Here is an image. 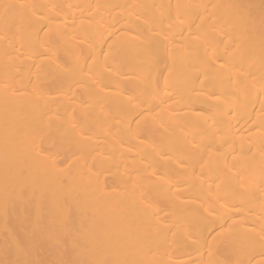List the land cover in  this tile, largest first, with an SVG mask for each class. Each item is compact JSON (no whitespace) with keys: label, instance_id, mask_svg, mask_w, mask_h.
<instances>
[{"label":"bare ground","instance_id":"obj_1","mask_svg":"<svg viewBox=\"0 0 264 264\" xmlns=\"http://www.w3.org/2000/svg\"><path fill=\"white\" fill-rule=\"evenodd\" d=\"M0 264H264V0H0Z\"/></svg>","mask_w":264,"mask_h":264}]
</instances>
